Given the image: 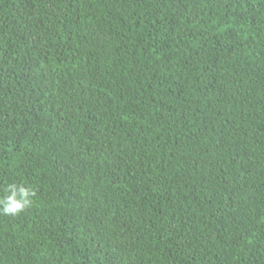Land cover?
<instances>
[{
	"label": "trees",
	"instance_id": "trees-1",
	"mask_svg": "<svg viewBox=\"0 0 264 264\" xmlns=\"http://www.w3.org/2000/svg\"><path fill=\"white\" fill-rule=\"evenodd\" d=\"M0 264H264V0H0Z\"/></svg>",
	"mask_w": 264,
	"mask_h": 264
},
{
	"label": "clouds",
	"instance_id": "clouds-1",
	"mask_svg": "<svg viewBox=\"0 0 264 264\" xmlns=\"http://www.w3.org/2000/svg\"><path fill=\"white\" fill-rule=\"evenodd\" d=\"M36 191L23 182L8 183L0 195V215L15 217L34 204Z\"/></svg>",
	"mask_w": 264,
	"mask_h": 264
}]
</instances>
